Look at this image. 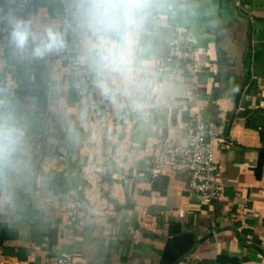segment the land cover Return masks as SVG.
<instances>
[{"label":"crops","instance_id":"0c3cea01","mask_svg":"<svg viewBox=\"0 0 264 264\" xmlns=\"http://www.w3.org/2000/svg\"><path fill=\"white\" fill-rule=\"evenodd\" d=\"M66 3L0 0V21L59 28ZM159 3L141 38L157 84L143 112L114 106L88 71L93 108L51 53L0 49V99L25 128L27 161L0 178V264L66 251L82 264H264V0ZM177 33L193 37L190 59H168ZM70 41L79 55L73 29ZM199 114L220 136L212 203L185 174L154 169L158 143L184 145Z\"/></svg>","mask_w":264,"mask_h":264},{"label":"clouds","instance_id":"9594fccd","mask_svg":"<svg viewBox=\"0 0 264 264\" xmlns=\"http://www.w3.org/2000/svg\"><path fill=\"white\" fill-rule=\"evenodd\" d=\"M159 0H68L73 31L79 39L78 63L92 76L98 93L114 106L127 105L143 112L147 97L157 87L153 69L146 63L141 38ZM9 40L20 51L31 45L34 58L64 51V30L12 16ZM26 131L9 101L0 99V178L26 166Z\"/></svg>","mask_w":264,"mask_h":264},{"label":"built area","instance_id":"2783aa9c","mask_svg":"<svg viewBox=\"0 0 264 264\" xmlns=\"http://www.w3.org/2000/svg\"><path fill=\"white\" fill-rule=\"evenodd\" d=\"M59 28L65 31L67 48L59 53H51L52 64L62 63L66 69V83L73 85L78 93L89 96L93 104V93L90 90L88 70L78 63V55L70 41V32L73 29L68 4L58 17ZM10 26L7 22L0 21V49L9 40ZM180 32V31H179ZM194 39L191 36L177 33L170 42L168 59L187 60L191 57ZM194 71H198V64L187 63ZM220 139L219 133L212 125L208 124L199 114L195 123L188 127L186 143L177 144L172 139L161 140L154 158V169L158 172L175 171L187 176L188 187L200 195L205 203L221 200L224 196V183L220 178V165L215 159L214 143ZM184 211H181V215ZM58 264H82L77 257L69 251L63 252L58 257Z\"/></svg>","mask_w":264,"mask_h":264}]
</instances>
